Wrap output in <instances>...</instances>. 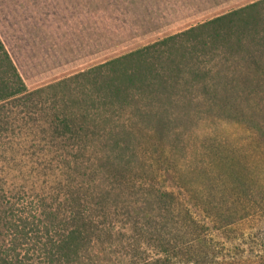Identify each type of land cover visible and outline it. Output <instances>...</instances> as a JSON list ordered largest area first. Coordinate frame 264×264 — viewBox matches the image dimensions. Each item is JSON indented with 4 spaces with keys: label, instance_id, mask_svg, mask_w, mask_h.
<instances>
[{
    "label": "trees",
    "instance_id": "16d2710c",
    "mask_svg": "<svg viewBox=\"0 0 264 264\" xmlns=\"http://www.w3.org/2000/svg\"><path fill=\"white\" fill-rule=\"evenodd\" d=\"M33 104L56 151L12 167L25 157L3 144L8 123ZM204 119L250 131L259 164L222 158L217 187L181 185L187 134ZM260 176L264 0L34 90L0 38V264H106L138 237L156 252L147 264H220L212 232L248 217L256 202L236 194Z\"/></svg>",
    "mask_w": 264,
    "mask_h": 264
},
{
    "label": "rangeland",
    "instance_id": "374dc122",
    "mask_svg": "<svg viewBox=\"0 0 264 264\" xmlns=\"http://www.w3.org/2000/svg\"><path fill=\"white\" fill-rule=\"evenodd\" d=\"M254 1L0 0V38L28 88L34 90ZM29 110L32 114L26 116ZM40 118L41 106L33 104L9 120L3 144L15 149L19 159L25 157L12 162V167H31L28 155H39L47 148L56 151L48 145L52 143L49 130L44 133L37 127ZM255 144L251 132L241 125L199 121L186 137L181 185L200 188L207 181L217 187L221 182L216 169L222 158L258 165ZM172 182L167 180L168 185ZM252 188L236 194L256 202L248 217L230 229L212 232L220 264H264V177H258ZM175 190L196 217L211 223L197 205L198 198L191 196L194 192ZM138 238L125 249L117 248L105 263L147 264L156 252Z\"/></svg>",
    "mask_w": 264,
    "mask_h": 264
}]
</instances>
